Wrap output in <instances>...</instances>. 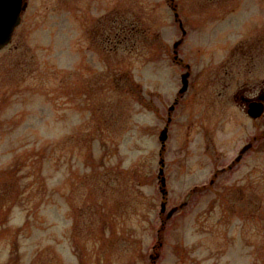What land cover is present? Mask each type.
Returning a JSON list of instances; mask_svg holds the SVG:
<instances>
[{
    "label": "rangeland",
    "instance_id": "1",
    "mask_svg": "<svg viewBox=\"0 0 264 264\" xmlns=\"http://www.w3.org/2000/svg\"><path fill=\"white\" fill-rule=\"evenodd\" d=\"M26 3L0 49V264H264V115L236 99L259 62L175 49L165 0Z\"/></svg>",
    "mask_w": 264,
    "mask_h": 264
},
{
    "label": "flooded vegetation",
    "instance_id": "2",
    "mask_svg": "<svg viewBox=\"0 0 264 264\" xmlns=\"http://www.w3.org/2000/svg\"><path fill=\"white\" fill-rule=\"evenodd\" d=\"M165 1L167 2L166 8L171 12L173 23L181 33L176 41H191L192 35L198 37L196 41H203L201 43L203 53H207L206 55L210 56L213 62L218 60V64L224 61V69L229 71L228 74L233 68L227 67L226 64L233 65L241 62H259L256 69L260 67L261 71H264V0ZM175 61L186 68L190 77L194 66L185 62L181 56ZM206 64L209 66L206 71H210L212 66L210 59ZM248 70L251 72L252 68ZM261 86L255 93L254 90H249V94L236 97L253 121H256L258 117L251 116L249 111L260 105L264 108V83ZM175 102H179V97ZM257 138L258 136L255 135L251 141L246 143L242 147L247 146L246 151L239 153L238 156L242 158L252 148L253 140ZM235 163L233 161L228 168H233ZM225 169L223 167L221 172ZM182 205L184 203L180 207Z\"/></svg>",
    "mask_w": 264,
    "mask_h": 264
},
{
    "label": "water",
    "instance_id": "3",
    "mask_svg": "<svg viewBox=\"0 0 264 264\" xmlns=\"http://www.w3.org/2000/svg\"><path fill=\"white\" fill-rule=\"evenodd\" d=\"M27 7V3H24V0H0V49L4 48L6 45H8L12 41L13 33L15 31V28L20 24L22 19V12ZM182 41H178L175 44V48H177ZM177 52V50H176ZM178 55H176L177 57ZM189 74L184 73L182 75V82L183 86L181 88V92H185L188 88L189 84ZM174 106H172V109ZM263 111V107L256 106L253 110H250V114L253 116H259ZM168 137V128L166 127L160 135V139L162 140L163 144L165 143V140ZM247 149L245 147L242 152H244ZM240 159V157H238ZM163 163V160H162ZM162 184H166V177L164 176V167L162 166L160 169L159 174ZM162 210L164 211L166 209V202L162 204ZM174 208L169 215H171L174 210Z\"/></svg>",
    "mask_w": 264,
    "mask_h": 264
}]
</instances>
